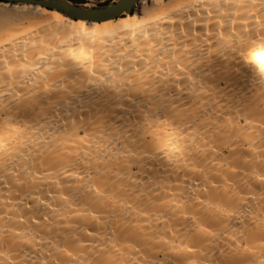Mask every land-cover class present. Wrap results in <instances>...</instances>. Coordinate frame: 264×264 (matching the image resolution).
Instances as JSON below:
<instances>
[{
  "label": "bare ground",
  "instance_id": "6f19581e",
  "mask_svg": "<svg viewBox=\"0 0 264 264\" xmlns=\"http://www.w3.org/2000/svg\"><path fill=\"white\" fill-rule=\"evenodd\" d=\"M260 3L0 4V264L264 261Z\"/></svg>",
  "mask_w": 264,
  "mask_h": 264
},
{
  "label": "water",
  "instance_id": "95a60500",
  "mask_svg": "<svg viewBox=\"0 0 264 264\" xmlns=\"http://www.w3.org/2000/svg\"><path fill=\"white\" fill-rule=\"evenodd\" d=\"M19 4H33L59 10L73 19L102 22L114 19L125 11H131L139 0H117L97 8L80 6L72 0H0ZM71 1V2H69Z\"/></svg>",
  "mask_w": 264,
  "mask_h": 264
},
{
  "label": "rangeland",
  "instance_id": "374dc122",
  "mask_svg": "<svg viewBox=\"0 0 264 264\" xmlns=\"http://www.w3.org/2000/svg\"><path fill=\"white\" fill-rule=\"evenodd\" d=\"M72 1L75 2L76 4L80 5V6H83V7L97 8V7H101L103 5H106L112 1L115 2L117 0H72ZM1 3H10V2L0 1V4ZM111 21H109V22H111Z\"/></svg>",
  "mask_w": 264,
  "mask_h": 264
},
{
  "label": "snow or ice",
  "instance_id": "6c2138e0",
  "mask_svg": "<svg viewBox=\"0 0 264 264\" xmlns=\"http://www.w3.org/2000/svg\"><path fill=\"white\" fill-rule=\"evenodd\" d=\"M252 7H255V2H253ZM259 7H260V10H261V11H264V0H261V3H260V6H259ZM24 11H28V9H25ZM54 15H55V14H54ZM56 19H57V20H63L64 18L61 17V16H56ZM79 27H84V25L81 24V25H79ZM260 183H261V187H262V189H264V176L261 177V181H260ZM261 238L264 239V235H262ZM261 254L264 255V251H262ZM69 255H70V253H69ZM261 264H264V261H262Z\"/></svg>",
  "mask_w": 264,
  "mask_h": 264
}]
</instances>
